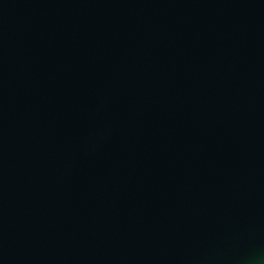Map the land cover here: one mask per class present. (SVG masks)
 Segmentation results:
<instances>
[{"label": "water", "instance_id": "1", "mask_svg": "<svg viewBox=\"0 0 264 264\" xmlns=\"http://www.w3.org/2000/svg\"><path fill=\"white\" fill-rule=\"evenodd\" d=\"M0 264H264V0H0Z\"/></svg>", "mask_w": 264, "mask_h": 264}]
</instances>
